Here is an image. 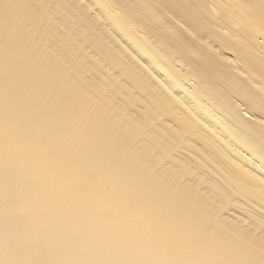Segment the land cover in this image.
I'll list each match as a JSON object with an SVG mask.
<instances>
[{"label": "bare ground", "instance_id": "1", "mask_svg": "<svg viewBox=\"0 0 264 264\" xmlns=\"http://www.w3.org/2000/svg\"><path fill=\"white\" fill-rule=\"evenodd\" d=\"M0 264H264V0H0Z\"/></svg>", "mask_w": 264, "mask_h": 264}]
</instances>
